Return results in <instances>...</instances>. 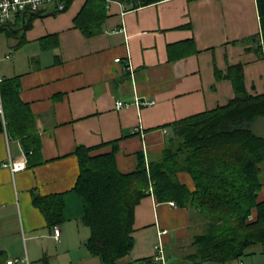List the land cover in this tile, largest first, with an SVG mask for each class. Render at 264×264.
<instances>
[{
  "label": "crops",
  "instance_id": "obj_1",
  "mask_svg": "<svg viewBox=\"0 0 264 264\" xmlns=\"http://www.w3.org/2000/svg\"><path fill=\"white\" fill-rule=\"evenodd\" d=\"M84 3L29 13L23 18L29 27L16 18L9 32L0 30V79L19 76L36 139L28 165L29 141L0 132V264L14 257L20 260L12 264H56L62 223L49 227L32 198L74 186L77 145L92 156L115 148L118 169L128 173L138 153L146 162L160 157L168 124L228 103L239 91L234 78L241 77L250 94L264 92L256 0H160L137 7L105 0L91 33L74 23ZM47 35L56 36L50 47L41 44ZM117 100L125 105L116 108ZM144 100L154 103L142 105ZM12 162L24 167L13 170ZM177 177L194 189L188 172ZM258 199H264V185ZM199 215L153 194L143 197L135 207L134 245L122 261L142 264L161 246L157 264H231L190 259L205 223ZM83 254L90 264H102L88 248Z\"/></svg>",
  "mask_w": 264,
  "mask_h": 264
},
{
  "label": "trees",
  "instance_id": "obj_2",
  "mask_svg": "<svg viewBox=\"0 0 264 264\" xmlns=\"http://www.w3.org/2000/svg\"><path fill=\"white\" fill-rule=\"evenodd\" d=\"M64 1L66 10L72 0ZM119 1L137 7L160 0ZM256 3L260 19L258 49L264 53V0ZM105 10V0H85L74 18L75 26L88 33L96 31L94 24ZM28 14L17 16L25 28L29 23L23 18ZM9 28H13L11 23L0 25V30L9 32ZM55 37L47 35V45L43 40L41 44L50 47ZM52 39L54 42L47 43ZM234 84L239 91L228 103L168 124L170 133L160 157L146 162L138 153L136 168L131 172L118 169L115 148L92 156L90 148L77 145L74 153L80 172L74 186L61 193L34 194L33 204L44 214L49 227L72 219L88 226L85 246L102 264H125L122 260L134 245L135 207L150 194L159 201L195 208L205 218L203 232L193 238L196 251L189 257L194 262H227L252 253L248 252L252 245H264V199H258L264 185V135L253 127L257 117H264V92H246L241 77L234 78ZM19 92L18 75L0 79V132L6 130L15 138L29 141L32 148L26 147L25 155L30 165L36 143L35 121ZM179 171L190 174L193 190L179 181ZM141 261L157 264L151 258Z\"/></svg>",
  "mask_w": 264,
  "mask_h": 264
},
{
  "label": "rangeland",
  "instance_id": "obj_3",
  "mask_svg": "<svg viewBox=\"0 0 264 264\" xmlns=\"http://www.w3.org/2000/svg\"><path fill=\"white\" fill-rule=\"evenodd\" d=\"M253 127L259 134L264 135V117H257L254 121ZM261 167V179L264 180V162L261 163ZM199 216V220L204 218L201 215ZM195 217L197 216L195 215ZM195 221L196 220H194V222ZM60 227L63 230L62 236L60 237L62 248L60 249L59 258L55 261L56 264H90V261H87L83 256V253L87 250L85 247V240L90 233L89 227L82 223L81 220L77 219L64 221ZM202 227L204 228L205 225L202 224ZM248 252L252 253L233 260L231 264H237L239 262L243 264H264V245H252L248 249ZM5 256L6 255H4V257ZM70 260L72 262H70Z\"/></svg>",
  "mask_w": 264,
  "mask_h": 264
},
{
  "label": "built area",
  "instance_id": "obj_4",
  "mask_svg": "<svg viewBox=\"0 0 264 264\" xmlns=\"http://www.w3.org/2000/svg\"><path fill=\"white\" fill-rule=\"evenodd\" d=\"M48 7L55 10H63L65 8V1L64 0H0V25L13 22L17 18V16L21 13H26V12L36 13ZM118 60L119 58H116V61ZM140 103H142V105H150L153 104L154 101L144 100L141 101ZM124 105L125 103L122 100H117L115 102L116 108H121ZM165 131L166 130H164V132ZM10 165L13 170H19L24 167L22 163L12 162ZM54 233L56 236H58L59 229L55 228ZM161 259H162V247L157 246V254L154 256L153 260L154 262L158 263ZM18 260L20 259L14 257L8 259L7 262L8 264H12L14 262H17Z\"/></svg>",
  "mask_w": 264,
  "mask_h": 264
},
{
  "label": "water",
  "instance_id": "obj_5",
  "mask_svg": "<svg viewBox=\"0 0 264 264\" xmlns=\"http://www.w3.org/2000/svg\"><path fill=\"white\" fill-rule=\"evenodd\" d=\"M35 13V12H34ZM35 14H37V13H35ZM159 264H162V263H159Z\"/></svg>",
  "mask_w": 264,
  "mask_h": 264
}]
</instances>
